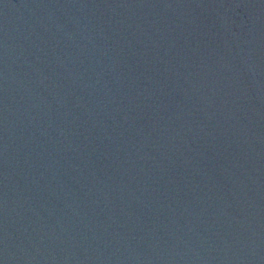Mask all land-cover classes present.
I'll list each match as a JSON object with an SVG mask.
<instances>
[{
	"label": "water",
	"instance_id": "1",
	"mask_svg": "<svg viewBox=\"0 0 264 264\" xmlns=\"http://www.w3.org/2000/svg\"><path fill=\"white\" fill-rule=\"evenodd\" d=\"M0 264H166L68 0H0Z\"/></svg>",
	"mask_w": 264,
	"mask_h": 264
}]
</instances>
